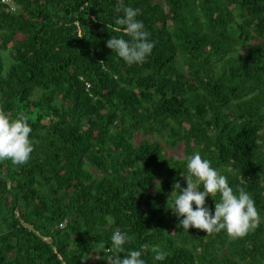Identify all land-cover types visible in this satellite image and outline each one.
<instances>
[{
  "label": "trees",
  "instance_id": "obj_1",
  "mask_svg": "<svg viewBox=\"0 0 264 264\" xmlns=\"http://www.w3.org/2000/svg\"><path fill=\"white\" fill-rule=\"evenodd\" d=\"M6 1L0 109L27 116L34 151L0 161V264H110L116 230L147 264L156 247L155 264H264V0H124L154 41L140 65L106 46L118 0ZM197 151L254 198V231L177 227Z\"/></svg>",
  "mask_w": 264,
  "mask_h": 264
},
{
  "label": "clouds",
  "instance_id": "obj_2",
  "mask_svg": "<svg viewBox=\"0 0 264 264\" xmlns=\"http://www.w3.org/2000/svg\"><path fill=\"white\" fill-rule=\"evenodd\" d=\"M6 2L12 11L15 7L13 2ZM115 11L122 13L115 18V24L123 26L124 35L111 36L106 41V46L126 64L140 65L154 48L150 32L144 22L138 19L140 9L126 6L124 0H118ZM113 31L120 29L114 28ZM32 132L26 115L21 113L12 119L7 111L0 109V161H11L16 166L27 164L34 151V141L30 138ZM184 159L187 171L183 177L186 186L182 187L176 181L169 197L171 199L167 202V208L171 209L178 220V228L187 232L190 228L201 229L206 234L224 231L232 238H240L259 226L261 217L255 200L245 188L237 185L234 189L230 186L227 176L214 168L212 162L202 157L198 151ZM156 189L160 190L159 181L156 182ZM217 195L218 201L214 199ZM209 196L215 201L214 210L206 203ZM105 219L111 223L110 217ZM110 239L113 250L110 264H147L143 258L146 245H141L139 249H126L125 246L133 237L120 230L114 231ZM104 247L103 244L99 245V250ZM151 251L153 264L166 260L165 251L158 247ZM120 253H125L123 258L118 255ZM88 258L87 254L82 255L81 264Z\"/></svg>",
  "mask_w": 264,
  "mask_h": 264
},
{
  "label": "rangeland",
  "instance_id": "obj_3",
  "mask_svg": "<svg viewBox=\"0 0 264 264\" xmlns=\"http://www.w3.org/2000/svg\"><path fill=\"white\" fill-rule=\"evenodd\" d=\"M7 1L10 2L11 0H7ZM12 6H13V4H12ZM14 8H15V7H13L12 11H14ZM96 258H97V257H96ZM96 258H95V259H96Z\"/></svg>",
  "mask_w": 264,
  "mask_h": 264
}]
</instances>
